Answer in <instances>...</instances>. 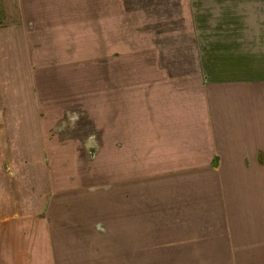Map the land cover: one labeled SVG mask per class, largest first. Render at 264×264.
Returning a JSON list of instances; mask_svg holds the SVG:
<instances>
[{"label":"rangeland","instance_id":"374dc122","mask_svg":"<svg viewBox=\"0 0 264 264\" xmlns=\"http://www.w3.org/2000/svg\"><path fill=\"white\" fill-rule=\"evenodd\" d=\"M22 4L46 94L67 108L53 158L88 192L55 264H264V167H220L206 102L220 95L207 79L235 98L237 79L264 76V0Z\"/></svg>","mask_w":264,"mask_h":264},{"label":"crops","instance_id":"0c3cea01","mask_svg":"<svg viewBox=\"0 0 264 264\" xmlns=\"http://www.w3.org/2000/svg\"><path fill=\"white\" fill-rule=\"evenodd\" d=\"M23 21L22 0H0V264H55L52 240L66 247L60 233L68 230L70 214L75 225L85 215L88 192L79 187L83 177L75 181L67 170L60 174L58 168L67 167L53 158L57 150L49 138L50 122L66 114L59 112L64 108L52 93L46 94L45 81L54 78L53 69L40 70L34 64ZM251 75L249 81L237 79L235 98L225 96L221 81L206 80L207 89L220 90L219 96L206 94L208 107L216 105L211 118L218 131L220 167L225 159H235L242 167H264V76ZM57 143L66 144L67 150L70 145L74 153L82 146L69 139ZM63 218L67 220L61 223ZM95 229L101 230L98 223Z\"/></svg>","mask_w":264,"mask_h":264}]
</instances>
